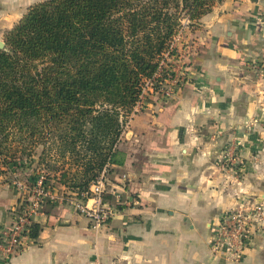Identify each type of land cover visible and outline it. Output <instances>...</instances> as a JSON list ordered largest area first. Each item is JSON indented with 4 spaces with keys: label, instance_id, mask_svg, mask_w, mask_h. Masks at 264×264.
<instances>
[{
    "label": "crops",
    "instance_id": "crops-1",
    "mask_svg": "<svg viewBox=\"0 0 264 264\" xmlns=\"http://www.w3.org/2000/svg\"><path fill=\"white\" fill-rule=\"evenodd\" d=\"M262 14L264 0L217 3L186 36L195 43L186 83L168 98L149 95L133 113L121 141L137 158L126 156L127 185L114 182L133 204L95 230L70 205L47 202L35 218L38 236L9 259L0 254V264H264V232L235 262L209 242L225 209L264 195ZM230 139L240 142L241 179L217 164ZM3 196L0 233L14 200Z\"/></svg>",
    "mask_w": 264,
    "mask_h": 264
},
{
    "label": "trees",
    "instance_id": "trees-1",
    "mask_svg": "<svg viewBox=\"0 0 264 264\" xmlns=\"http://www.w3.org/2000/svg\"><path fill=\"white\" fill-rule=\"evenodd\" d=\"M221 1L40 0L29 6L0 48V183L25 170L22 160L39 145L40 165L46 156L60 161L51 165L59 171L55 182L46 181L58 191L86 189L105 167L122 165L117 145L145 82L161 68L175 35L196 30ZM39 230L34 222L31 235Z\"/></svg>",
    "mask_w": 264,
    "mask_h": 264
},
{
    "label": "built area",
    "instance_id": "built-area-1",
    "mask_svg": "<svg viewBox=\"0 0 264 264\" xmlns=\"http://www.w3.org/2000/svg\"><path fill=\"white\" fill-rule=\"evenodd\" d=\"M264 16V14H262ZM180 66L176 68L179 72ZM185 83L189 79V68H183ZM177 75L169 79L167 83H161L160 92L164 98L172 96L181 87L180 77ZM148 85V84H147ZM138 101L141 104L142 96ZM45 174L40 173L36 187L24 192L30 194L29 202L22 211L17 213L15 219L0 233V254L9 259L20 253L34 237L31 235L32 225L36 216L47 202L56 204H68L90 220L93 229L99 230L112 217L116 211V205H131L135 202L124 186L112 183L108 180L104 168L86 189L71 191L69 193L58 192L51 188ZM111 193L114 203L107 201L105 193ZM264 232V197L254 199L247 197L245 200L229 207L222 212L221 218L212 228L210 236V248L213 252H223L226 259L238 261L244 249L254 234Z\"/></svg>",
    "mask_w": 264,
    "mask_h": 264
},
{
    "label": "rangeland",
    "instance_id": "rangeland-1",
    "mask_svg": "<svg viewBox=\"0 0 264 264\" xmlns=\"http://www.w3.org/2000/svg\"><path fill=\"white\" fill-rule=\"evenodd\" d=\"M38 1L40 0H0V40L4 39L7 30L12 28L21 19V17L27 11L29 6L33 5ZM185 22L186 20H184V23ZM199 28H201V25L197 29ZM194 31L195 30L193 31L189 30L187 33H184L183 31L180 30L175 35L171 43L170 50L166 51L164 54V60L160 65L161 68L158 69V72L151 79H148L145 82L144 87L146 90L143 93L142 99L148 97L151 94H157L159 96H162L160 92V88L162 86L161 83H167L169 79H172L177 75L176 73H178V76L180 77L181 81L179 83H181V86L185 84L184 82L185 78H183L185 74L181 71V66H183V68H186L188 66L190 62L189 61L190 57L186 56V54L190 53L188 52V50L190 51L191 49H193V46L195 45V43L193 42L194 39L191 37L190 39H187L188 37L186 38V36L190 32H194ZM179 66H180V70L179 72H176V68H178ZM260 68L262 67H259V69ZM260 76L261 77L264 76L263 71L261 72ZM143 100L141 104H139V102L137 101L135 107L126 118L127 120L125 122L124 130L125 128H127L133 113L139 110V108H141V106L143 105ZM253 121L256 123L259 122L258 118L253 119ZM225 145L226 146L222 149L220 157L217 159V164L220 167V169L223 170L224 172L226 173L229 172L231 174H234L235 177L241 179L243 177L242 173L244 172V161L241 158L242 155H240L241 152L240 142L237 139L234 140L230 139L227 141ZM117 147L124 155V163L127 155H131V156L134 155L136 157L138 152V150L134 146L129 145L128 141L126 140L120 141ZM43 148H44L43 145L36 146L32 156L22 160L27 165V168L25 170H17L18 173H15V175L12 176L11 182L0 183V199H1L0 204L2 202L1 196L4 195L3 196L4 198L8 194L12 196L14 195L13 202L10 204L9 207H7L9 212V223L7 224V226L15 219L17 213L22 211L23 206L29 202L28 198L30 197V194L24 192V190L26 188L28 190H31L36 187L37 181L33 183L32 180L33 177L37 178L40 173L45 174V176H47L46 179L48 180V183L53 184L55 182L54 180L55 176L59 175V171L53 170L51 168V165H53V162H56L54 164L58 167L60 166L59 164L60 161H49L48 156H46L47 159L44 161V164L41 165L39 164V158H40V154L43 151ZM138 159H140L139 155H138ZM124 163L119 166L111 165L110 167L113 169L112 171L109 169V167L108 168L105 167L106 175L108 177V180L110 181V184L111 182L116 183L117 182L116 178H118L120 182L119 184L127 185V179L129 177L124 174L125 172V169L123 168ZM116 169H118L117 172L115 171ZM73 190L77 191L76 189L65 188L64 190L58 192L69 193ZM129 194L133 198H135L134 194H131L130 192ZM105 197L108 202H110L111 204L114 203V198L111 196V193L106 192ZM262 197H264V195L261 196V198ZM246 198L247 197L243 198V200H245ZM119 206H123V205L121 204L116 205V207ZM110 219L111 218L109 217L106 223L102 227H104L110 221ZM211 234H212V230H211Z\"/></svg>",
    "mask_w": 264,
    "mask_h": 264
},
{
    "label": "water",
    "instance_id": "water-1",
    "mask_svg": "<svg viewBox=\"0 0 264 264\" xmlns=\"http://www.w3.org/2000/svg\"><path fill=\"white\" fill-rule=\"evenodd\" d=\"M5 47V42L3 40H0V48H4Z\"/></svg>",
    "mask_w": 264,
    "mask_h": 264
}]
</instances>
